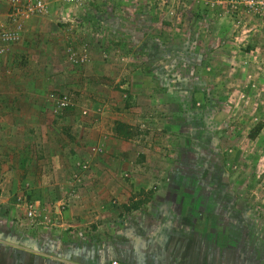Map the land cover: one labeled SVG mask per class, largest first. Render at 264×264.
<instances>
[{
  "label": "rangeland",
  "instance_id": "obj_1",
  "mask_svg": "<svg viewBox=\"0 0 264 264\" xmlns=\"http://www.w3.org/2000/svg\"><path fill=\"white\" fill-rule=\"evenodd\" d=\"M70 11L68 19L80 24L66 34L48 33L89 58L109 59L114 78L103 83L126 95V106L148 108L150 119L157 118L150 122L155 128L135 133L154 141L157 189L136 193L133 208L161 203L153 214L167 212L178 243L164 258L163 238L155 240L151 262L264 264V128L250 138L264 125V0H85ZM56 23L66 26L59 15ZM31 33L1 65L0 89L19 86V74L47 71L38 61L56 55L40 46L21 52ZM45 34L33 39L41 44ZM136 84H148L153 96L131 94ZM5 180L0 175V264H66L30 250L42 215L28 193L4 192ZM165 227L168 233L171 226L164 225V234ZM137 241L142 248L145 242ZM125 259L133 260L130 252L109 262Z\"/></svg>",
  "mask_w": 264,
  "mask_h": 264
},
{
  "label": "crops",
  "instance_id": "obj_2",
  "mask_svg": "<svg viewBox=\"0 0 264 264\" xmlns=\"http://www.w3.org/2000/svg\"><path fill=\"white\" fill-rule=\"evenodd\" d=\"M58 15L54 11L49 18L33 20L31 37L18 46L21 52L28 48L31 54L34 47L56 49L58 54L38 61L47 71L28 77L19 74V86L0 89L4 192L28 193L42 215L34 221L29 239L30 250L37 255L66 264H111L109 259L119 252H130L133 260L125 259V264H164L151 262V256L159 238L168 250L164 258L171 254L178 243L172 234L174 222L167 212L153 214L152 208L161 204L158 201L147 211L141 205L133 208L136 193L149 192L158 184L159 171L151 164L154 141L135 134L137 129L153 127L150 122L157 118L150 119L148 108L126 106V95L103 83L102 78H114L109 59L91 55L81 67L69 60L67 52L64 55L71 43L48 32L66 34L73 26L57 25ZM40 32L46 34L37 44L33 38ZM12 52L1 59V65L12 61ZM24 78L27 87L22 86ZM147 87L132 85L130 93L138 96L147 90V95L153 96ZM53 92L78 95L60 117L53 115L48 99ZM166 223L171 226L169 234L167 227L165 234L161 232ZM137 238L145 242L142 248Z\"/></svg>",
  "mask_w": 264,
  "mask_h": 264
},
{
  "label": "built area",
  "instance_id": "obj_3",
  "mask_svg": "<svg viewBox=\"0 0 264 264\" xmlns=\"http://www.w3.org/2000/svg\"><path fill=\"white\" fill-rule=\"evenodd\" d=\"M85 0H0V75L1 59L10 52L13 46L20 44L30 28L33 20L49 18L56 11L62 18V22L73 24L77 27L80 21L68 19L72 7H80ZM78 10V9H77ZM77 14H82L78 10ZM69 60L82 66L89 61L88 52H77L70 46L67 48ZM78 95L76 92L58 93L53 92L48 96L52 103V113L56 117L63 115L64 111L75 104ZM84 114H88L85 110ZM34 211L29 212L30 218H35ZM113 264H119L114 261Z\"/></svg>",
  "mask_w": 264,
  "mask_h": 264
},
{
  "label": "trees",
  "instance_id": "obj_4",
  "mask_svg": "<svg viewBox=\"0 0 264 264\" xmlns=\"http://www.w3.org/2000/svg\"><path fill=\"white\" fill-rule=\"evenodd\" d=\"M263 128H264L263 123H259L257 127L250 133V138L252 140H255L259 136V134L262 132Z\"/></svg>",
  "mask_w": 264,
  "mask_h": 264
}]
</instances>
